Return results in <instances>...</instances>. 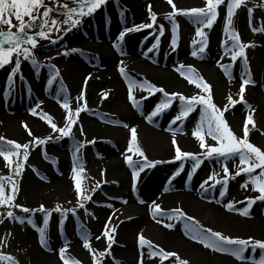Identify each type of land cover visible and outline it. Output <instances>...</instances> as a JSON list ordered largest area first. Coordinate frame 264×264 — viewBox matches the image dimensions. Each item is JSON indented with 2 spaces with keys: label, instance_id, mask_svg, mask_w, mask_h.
<instances>
[{
  "label": "rangeland",
  "instance_id": "374dc122",
  "mask_svg": "<svg viewBox=\"0 0 264 264\" xmlns=\"http://www.w3.org/2000/svg\"><path fill=\"white\" fill-rule=\"evenodd\" d=\"M132 1H138L140 3L139 6L128 0H106L105 4L98 8L95 13L91 16L83 17L81 24L70 31H63L68 26L61 23L62 30L60 32L54 30L51 33V39L57 41L55 44L50 43L48 40H39V47L34 52L38 65H33L31 62L24 61L21 58L20 70L15 75L11 87L15 88L18 86L26 90L28 95L26 97L23 96L22 100H25L24 106L30 110L31 119L39 124V131H35L31 127L28 120H26L27 118L22 121L21 127L7 125L0 118V137L16 141L21 145L29 144V156L26 162L23 161V149L20 150L19 157H11V164H8L0 157V177L5 178L6 193H11L12 182H15L18 187L13 205L11 207L0 205V221H2L0 222V253L11 256L17 264H62L59 250L65 246H67L65 258L70 261H76L78 264H93V255H95L99 258L100 264L110 263L114 255L112 246L120 241V236L111 234L113 241L110 242L101 235L105 239L101 241L96 239L95 234L91 230H93L99 218L97 212L98 203L109 199L108 191L113 188L109 186L108 180L110 176L108 173L105 170L96 168L89 160L96 157L95 153L99 149L111 150L113 154H118L119 161L124 165L122 175H126V178L130 176V183L132 182V185H134L133 169L127 165L125 156L133 155L134 160L142 159L127 151L131 139L132 128L130 125L118 122L117 114L105 111V104L112 100L115 92L108 88L93 92L91 95L93 100L90 101L87 95L90 92L93 80L92 78L85 81H81L78 78L76 81L73 80L69 70V59L72 55L74 56H72L73 58L77 56L90 61L92 53L93 55H101L100 53L103 49L118 55V41L120 43L123 41L125 44L141 45L143 48H152V45L156 44L158 39L159 43L156 48L161 50L160 53L162 54L159 58V66L167 70L174 81L185 83V86L181 85V91L176 87L170 88L171 93H181L188 97L205 94L201 87H197L196 84L189 83L185 79V75L192 74L187 71V67L191 66L195 73L202 76L204 81L211 86L213 102L218 108L223 110L227 106L224 118L237 137H243L245 120L249 114L252 115L255 127L251 124L248 126L249 141L264 150V31L260 30L264 28V0H245L235 10L232 17L231 31L239 34L240 41L243 44L249 45L245 48L247 67H245L244 58H238L235 62H232L230 53L225 52V47H230L232 43L224 31L227 22V0H225V4L218 8L219 15L213 27L211 29H203L207 38V45L203 54L198 51L201 46L199 41L202 39L196 35V29L199 25L195 24L191 17L184 15L175 17V22L178 25V41L174 49L171 44L173 38L172 22L166 18L172 8L167 0H163L162 4L151 0ZM56 2L63 4L64 0H45L49 7H55ZM173 2L178 9L205 6V0H173ZM149 6H151V13L156 15L155 22L151 19ZM122 7L125 11L120 9ZM249 9H251V12H249ZM105 17L111 21L109 25L107 23L104 24L107 27L106 29L100 30L94 28V26L92 27V24L101 22ZM57 19L62 22L65 17L61 15ZM13 24L18 26V22L14 18ZM147 24H153V27L141 28L139 31L134 30L138 26ZM161 26L163 28L162 34ZM0 27L7 30L5 25H0ZM126 29L133 30L126 31ZM121 32H125L123 40L119 39ZM193 41H197V43L194 45ZM115 42L117 45H115ZM80 44H84V46H79ZM102 44L103 47H100ZM91 47L92 51H87V48ZM73 49L76 51H72ZM194 50L197 51V56L192 55ZM65 52L68 54L65 55ZM95 58L96 56H94ZM224 64L232 65L228 70L229 74H226L221 67ZM181 65L185 66V75L181 74ZM123 66L122 68H124ZM13 67L14 62L0 68V87H2L3 91L6 87H10L8 77ZM118 67H120V63L113 66V68H117L116 70H120L121 68L118 69ZM97 69L101 68L98 67ZM125 72L127 73L126 70ZM120 75L122 77L120 80L126 89L125 92L123 91L122 97L125 94L127 95L126 104L128 105L126 106L127 112H125L128 116L127 118L133 122L140 121L147 125H151L156 120L172 123L171 121L180 111L178 99L173 101L169 109L153 117L151 122H149L147 117L151 114L153 108L164 99V96L154 99L157 92L149 95L147 91L142 90L140 87H134L132 89L133 95L141 103V109H137L133 107L128 98V81L134 80L137 83L145 81L142 78L128 74L126 78L121 71ZM242 79H250V83L245 86L243 100L241 101L240 87ZM50 80L52 81L51 83H49ZM105 93H107L106 98L104 96ZM81 96L82 99L80 98ZM229 96L239 102L233 106L228 99ZM65 97L68 99L70 111L73 114L78 107H83L84 111L80 112L76 124L72 128L71 135L60 137V133L54 132L50 127L47 116H51L52 122L56 123L58 127L65 126V117L69 111L61 106ZM2 99L0 100V115L4 111L15 114L14 100L9 101L4 99V97ZM33 110L36 113L35 115ZM198 119L199 108L184 120H187L191 124L192 129H194ZM92 121L112 128H118L119 130L116 133L103 131L102 134L94 136L90 133ZM25 124L27 129L24 127ZM17 129L20 131H17ZM29 130L32 133L31 135H29ZM115 136L118 141L113 140ZM48 137H52V139H47ZM37 138L47 140V142L37 144ZM137 140L148 161H157L151 154H147L144 143L138 133ZM206 142L209 145H216L217 143L207 136ZM167 145L170 148L172 146L174 158L161 161L155 164L154 167L145 168L143 172L139 173L136 182L144 181L151 172L157 169V171H161L158 178L160 182L157 184L167 185L177 176L174 174L183 165V170L178 175L182 177H184L182 174L188 176L187 185H193L196 190L201 192L207 203L218 202L223 207V212L217 211V214L210 211L211 209H206L207 211L201 212L196 216L195 221H198L205 229L211 228L213 231H219L232 238H252L253 240L264 241V226L261 231H256L255 227H251L248 224V222L252 223V220L257 216L263 219L264 224V201L255 199L260 194L257 191H253V186L248 181L247 175H235L240 167L238 157L227 161L217 160L215 157L205 158L202 155L205 149L200 147L199 140L193 136V144L190 148H187L185 144L178 145L182 151L195 153L200 156L202 163L195 172H192L195 161L190 158L176 160L175 146L172 141H168ZM59 159L70 165L71 172H73L74 167L77 168V172L72 176L73 187L70 195H52L45 200L29 202L23 195L29 162L34 160L37 163L35 167L39 171L32 170L29 177L32 181L39 184L42 190L47 188V182L50 183V179L46 178L47 175L56 177L61 173L58 172L59 167L56 162ZM18 162L23 165L19 175L15 172ZM225 163L234 178L229 177L226 193L221 196L220 192L223 189V185L215 183V180H223L225 175L223 165ZM81 168H83L82 172L80 171ZM258 172L259 170H257ZM189 173L192 174L189 175ZM213 174H215V179L209 180V177L213 176ZM74 175H79L82 192L84 195H90V200L84 201L82 197L78 198L75 191ZM205 181H208V183L205 184ZM246 182L248 186L242 187ZM202 184L204 185L203 188L201 187ZM213 184H215L214 187L211 186ZM249 199H255V203L250 207L248 205ZM81 202L84 203L83 208L79 207ZM228 203L234 204L233 210L230 211L226 208ZM171 204H174V202ZM17 205L33 211L25 213ZM40 205H43L47 211H39ZM57 206L60 207L61 211H55ZM244 208L249 209L248 216L241 215ZM9 211L13 212L17 217H25V222L20 223L17 220L8 218L7 213ZM46 214H50L47 225L43 223ZM27 218H31L34 224H29ZM189 223H192V221H189ZM39 228H45L46 230L47 247L40 242ZM83 231L89 234L91 250L83 246ZM149 232L145 230L139 234L142 233L147 240L158 247V241ZM139 234H132L130 250L134 255L136 253L137 256L144 258L145 262L143 264H176L175 257L164 259L158 255L149 258L148 248L145 247L142 250L139 246ZM109 243H111L110 249L108 248ZM177 243L178 241L172 242L168 251L165 252H175L180 259H187L189 264H253V260H259L262 255L261 249L257 248L256 252L253 253L251 248H248L244 254L245 260H238L227 252H215L205 248L197 241L192 243V250L182 248ZM106 250L107 254L101 256L100 254ZM0 264H9V261L0 260Z\"/></svg>",
  "mask_w": 264,
  "mask_h": 264
},
{
  "label": "snow or ice",
  "instance_id": "6c2138e0",
  "mask_svg": "<svg viewBox=\"0 0 264 264\" xmlns=\"http://www.w3.org/2000/svg\"><path fill=\"white\" fill-rule=\"evenodd\" d=\"M76 3L75 7H69L68 3L57 4L55 7H49L45 0H0V25L7 26V30H4L3 27H0V68L5 67L6 65L12 64L14 62V67L8 77L9 86L14 82L15 75L19 72L21 67V58L24 61H29L33 65H38L37 60L35 59L34 52L39 47V40H48L50 43L55 44L57 41L51 39V33L55 30L56 32H60L61 23L67 25L68 27L64 28L63 31H70L71 29L77 28L81 22L82 18L85 16H91L96 12L98 8H100L103 4H105L106 0H74ZM169 5H171L172 11L167 15V19L172 22V30H173V38L171 44L173 48L177 46L178 36L177 29L178 25L175 22V17L177 15L189 16L192 18V21L199 25L196 29V35L201 37L202 39L199 41L201 45L198 49L200 54L205 52V48L207 45L206 33L203 29H211L213 24L218 18V8L225 4V0H205L204 7H194L190 9H178L174 4L173 0H167ZM245 0H227V13H226V25H225V34L229 36V39L232 41L230 47H225V52L230 53V59L232 62H235L238 58L245 59V67H247L246 63V52L245 48L249 45H245L240 41L239 34L231 31L232 17L234 16L235 10L239 8ZM150 16L153 22L156 20V15L151 13V6H149ZM251 12V9H249ZM53 14L63 15L65 19L61 22L53 17ZM13 18L18 22V26L13 24ZM27 18V19H25ZM153 24L141 25L136 27L134 30L139 31L141 28H151ZM15 28V30H13ZM133 29H126V31H132ZM255 30V29H254ZM264 31V28L260 29ZM163 33V28L161 26V34ZM125 32H121L119 39L123 40ZM159 40L157 39L156 44L152 45V48L149 51H152L154 48L158 46ZM197 41H193L195 45ZM72 51H76L73 49ZM65 55L68 53L65 52ZM193 56H197V51L192 52ZM231 64L221 65L224 72L228 73ZM54 68V66H52ZM185 66L181 65V74L185 75L184 72ZM122 74L127 78V73L123 68L120 69ZM188 73H192L191 75H185V79L189 81V83L196 84L197 87H201L205 94L203 95H192L190 97L185 96L181 93H168L163 88H157L155 85L150 82L137 83L134 80H129V100L132 103L133 107L137 109H141V103L136 99L133 95L132 89L134 87H140L142 90H145L149 93V95L154 94V92L163 93L164 99L158 103L151 114L147 117L149 122H151L152 118L159 115L160 113L169 109L173 101L179 100L180 102V111L174 117L172 123H176L177 121L187 119L190 114H193L199 108V119L195 125V128L192 132V135L199 140L200 147L205 149V152L202 154L205 158H213L215 157L217 160L222 159L223 161H227L229 159L239 158V169L235 173L236 176L241 174H245L248 176V181L253 186V191L259 192V196L255 199H259L264 201V150L260 147L256 146L254 143L249 141V125L251 124L255 127V122L251 114L245 120L244 129H243V137H237L234 131L231 129L229 123L224 118V112L227 111V106L221 110L218 106L213 102V97L211 93V86L204 81L202 76H199L195 73V70L191 67H187ZM52 81L50 80L49 83ZM250 83V79H242V84L240 87V100H243V93L245 91V86ZM105 98L107 97V93L104 94ZM82 99V96L80 97ZM231 104L234 106L239 101L233 100L231 96L228 98ZM62 108L65 110H69L65 117L66 123L64 127H58L56 123L52 122V117L47 116L48 123L54 132H59L60 137H68L71 135L72 128L76 124V121L79 117L81 111H84L83 107H78L73 114L70 111V105L68 103L67 97H65L64 101L61 104ZM33 114L35 115V111L33 110ZM24 127L27 129V125ZM127 127V125H125ZM31 131L29 130V135H31ZM206 136L210 137L212 140L216 141V145H209L206 142ZM58 137V138H60ZM47 139H52V137H48ZM47 140H41L37 138V144H44ZM172 143L175 147V159L183 160L186 158H190L195 161L192 167V172H195L196 169L202 163L200 156L195 153L182 151L178 146L175 137H173ZM29 144H23L12 140H6L4 137H0V157L4 159V161L11 164V157L20 155V150L23 149V161L28 160L29 152H28ZM127 151L129 153H133L134 155L142 158V159H133V155L125 156V161L127 165L133 169V181L135 186V181L139 176L140 172H143L145 168L154 167L155 164L160 163L159 161H148L147 156L144 151L140 147L137 140L136 129H131V139L128 144ZM23 165L21 163H17L15 172L17 175L20 174ZM183 170V165L181 168L177 170L174 175H178L180 171ZM257 170L259 172L257 173ZM83 171V168L80 169ZM77 172V168H73V173ZM224 178L223 180H215V183H221L223 185V189L220 192L221 196H224L226 193L227 183L229 177L234 178L232 174L229 172L226 163L223 165ZM192 173H189L191 175ZM4 179L0 177V205H8L11 207L13 205V201L16 199V194L18 192V187L15 182H12L11 193L7 194L4 186ZM10 179V178H8ZM75 181V191L77 193L78 198H81L84 201L90 200V195H84L81 189V179L79 175H74L73 177ZM215 174L209 177V180H214ZM205 184L208 181L204 182ZM212 187L215 184L211 185ZM248 183L246 182L242 187H247ZM203 188L204 185L202 184ZM168 190L167 188L165 189ZM255 199H249L248 205L249 207L255 203ZM143 202V201H141ZM21 207L22 211L28 213L30 210L26 207ZM80 208L84 207V203L79 204ZM228 210L234 209V204L228 203L226 205ZM39 211L46 212L47 210L43 205H40ZM55 211H61L60 207L57 206ZM75 211V210H72ZM62 214H64L62 212ZM153 214L155 216H167V219H183L185 235H189L190 238L198 243L202 244L205 248L211 249L215 252H227L238 260H245V252L248 248H251L252 252L255 253L257 248L262 250V255L259 260H253V264H264V241L253 240L252 238L241 239V238H232L227 235L222 234L219 231H213L211 228H203L198 221H195V218L188 217L185 213H183L182 209H175L169 213H165L159 204L153 202ZM49 215L46 214L44 217L43 223L45 225L48 224ZM241 215L248 216L249 209L244 208L241 212ZM7 217L13 220H17L20 223L25 222V217H17L13 212L9 211L7 213ZM192 221V223H189ZM2 222V221H0ZM27 222L29 224H34L31 218H27ZM161 223V221H157ZM167 228H172L173 224H165ZM40 232V242L43 246L47 247V239H46V230L45 228H39ZM114 231V229L112 230ZM103 236L107 238L110 242L113 241V237L110 235L107 226L105 231L103 232ZM96 239H100V237H96ZM83 246L86 249L91 250V244L89 241V234L86 231H83L82 234ZM139 246L143 250L145 247L148 248V257L153 258L155 256H161L164 259L175 257L176 264H189L187 259H180L177 253L175 252H165L163 249H158L157 246L153 245V243L147 240L144 235L141 233L138 236ZM108 248H111V243H109ZM67 251V246L61 248L59 250L60 259L62 264H78L76 261H70L65 258V253ZM107 254V250L104 253H101V256H105ZM0 260L9 261V264H17V262L11 256L0 253ZM93 264H100V260L98 257L93 255ZM140 264H143V259Z\"/></svg>",
  "mask_w": 264,
  "mask_h": 264
},
{
  "label": "bare ground",
  "instance_id": "6f19581e",
  "mask_svg": "<svg viewBox=\"0 0 264 264\" xmlns=\"http://www.w3.org/2000/svg\"><path fill=\"white\" fill-rule=\"evenodd\" d=\"M128 1L135 3L134 5L137 6L140 4L136 0V2L132 0ZM151 1L162 4L163 0ZM120 9L125 11L123 7ZM106 23L108 25L111 23L107 17L99 23L92 24V27L94 26L96 29L104 30L107 28L104 26ZM118 43V48L120 49H118V55H115L112 51H105L104 49L100 53L101 55H93V53H90L92 55V59H89L90 61L77 56L73 58L74 56L72 55L73 57L71 56L69 59V70L71 71L72 78L74 81L77 78L81 81L92 78L93 84L90 86V92L87 95L90 101L93 100V97H91L93 92H99L107 88L115 92L112 100L108 104H105V111L117 114L118 122L120 121L121 123L128 124V126L130 125L131 128H135L144 143L147 154H151L155 160L161 162L174 158V150L172 146L170 148L167 145V142L172 141L173 137H175L178 145L185 144L187 148H190L193 144L192 132L194 130L191 124L187 120H180L176 123L156 120L151 125H147L140 121L133 122L127 118L128 116L125 114L127 112L126 106L128 105L126 104L127 95L125 94L122 97V93L126 89L120 80L122 78L120 70H116L117 68H113V66L120 63L118 69L124 65L123 69L127 71L128 75L142 78L144 81L150 82L153 85L155 84L157 88H163L168 93H171L169 89L172 87H176L181 91L185 83L182 81H174L167 70L159 66V58L162 54L158 48L149 52V47L143 48V46L134 45L133 43L125 44L123 41L121 43L118 41ZM84 44H80L79 46H84ZM115 45H117L116 42ZM100 47H103V44ZM87 51H92V47L87 48ZM94 56H96L95 59ZM98 67L101 69H97ZM216 86L219 87L218 85ZM1 88L0 100H3V97L9 101L14 100L13 105L16 108V111H14L15 114L7 113V111L3 112L2 110L3 113L0 115L1 120L7 125L21 127L22 121L27 118L26 120H28L31 127L35 131H39V124L31 119L30 110L24 106L25 100H22L23 96L26 97L28 95L26 90L18 86L15 88L6 87L4 91ZM162 96L163 93L157 92L154 99ZM118 130V128H112L105 124L101 125L94 121H92L90 127V133L94 136L102 134L103 131L116 133ZM17 131L20 130L17 129ZM113 140L118 141L116 136ZM95 155L96 157L89 161L99 170H105L108 173L110 176L108 183L113 189L108 191L109 199L102 200L98 203L97 212L99 218L91 231L96 237H100L101 241L105 240L101 235H103L106 226L110 235L120 236V241L112 246V253L114 255L110 263L108 262L107 264H140L142 259L144 263V258L137 256L136 253L134 255L130 250V240L132 239V234L137 235L145 230L150 231L149 233L158 241L157 245L159 249H163L164 251H168V248H170L174 241H178L179 244H177L182 248L193 249L192 243L194 240L189 235H185V221L183 219L169 220L166 215H157L154 218L153 202L159 204L165 213H169L175 209H182L183 213L193 218H196L201 212L207 211L208 209H211L210 211H213L215 214L218 213L217 211L223 212L222 205L218 202L207 203L201 192L196 190L193 185H187V175L182 174L184 177L177 175L167 185H158L157 183L160 182L158 178L161 171H157L156 169L145 180L143 179L144 181H135L134 186L132 182L130 183V176L126 178V175H122L124 165L119 161L118 154H113L108 149H99ZM56 162L59 167L58 172L62 174L60 173L56 177L47 175L46 178L50 179V183L47 182V188L42 190L40 188L41 186L29 177L32 170H38L35 167L37 163L34 160L29 162L23 189V195L29 202L45 200L52 195H70L73 187L72 176L74 173L70 171L71 167L65 161L59 159ZM166 188L168 189L167 191L165 190ZM173 202L174 204H171ZM158 220L161 223H158ZM252 221V223L248 222V224L251 227H255L256 231L263 229V219L260 216H257ZM165 224H173L174 226L167 228L164 226ZM113 229L114 231H112Z\"/></svg>",
  "mask_w": 264,
  "mask_h": 264
},
{
  "label": "trees",
  "instance_id": "16d2710c",
  "mask_svg": "<svg viewBox=\"0 0 264 264\" xmlns=\"http://www.w3.org/2000/svg\"><path fill=\"white\" fill-rule=\"evenodd\" d=\"M64 3H68V4H69V7H75V6H76V3L74 2V0H64L63 4H64ZM57 4H59V3L56 2V5H57ZM53 17L57 19V18L61 17V15L53 14ZM57 20L60 21V19H57Z\"/></svg>",
  "mask_w": 264,
  "mask_h": 264
}]
</instances>
